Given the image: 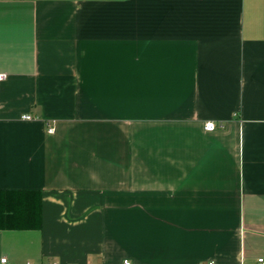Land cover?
Returning a JSON list of instances; mask_svg holds the SVG:
<instances>
[{"label":"crops","instance_id":"1","mask_svg":"<svg viewBox=\"0 0 264 264\" xmlns=\"http://www.w3.org/2000/svg\"><path fill=\"white\" fill-rule=\"evenodd\" d=\"M0 74L9 264L264 259V0H0Z\"/></svg>","mask_w":264,"mask_h":264},{"label":"trees","instance_id":"2","mask_svg":"<svg viewBox=\"0 0 264 264\" xmlns=\"http://www.w3.org/2000/svg\"><path fill=\"white\" fill-rule=\"evenodd\" d=\"M38 193L0 192V229H35L39 227Z\"/></svg>","mask_w":264,"mask_h":264},{"label":"built area","instance_id":"3","mask_svg":"<svg viewBox=\"0 0 264 264\" xmlns=\"http://www.w3.org/2000/svg\"><path fill=\"white\" fill-rule=\"evenodd\" d=\"M5 78L4 75L0 74V81L3 80ZM26 120H30L31 118L29 116H24L23 117ZM204 131L206 132H212L215 129V126L213 123H205L203 126ZM49 133L53 132V129H49L48 130ZM257 264H264V259L262 258H258L256 261ZM0 264H9L8 259L5 257H0ZM26 264H34L31 262H27ZM124 264H129L127 261H124ZM208 264H213V263H208Z\"/></svg>","mask_w":264,"mask_h":264}]
</instances>
